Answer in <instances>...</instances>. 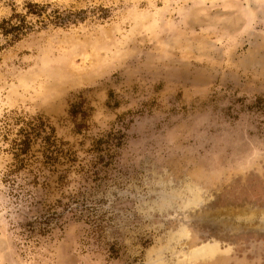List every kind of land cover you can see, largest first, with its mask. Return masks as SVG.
<instances>
[{
    "label": "rangeland",
    "instance_id": "rangeland-1",
    "mask_svg": "<svg viewBox=\"0 0 264 264\" xmlns=\"http://www.w3.org/2000/svg\"><path fill=\"white\" fill-rule=\"evenodd\" d=\"M0 264H264V0H0Z\"/></svg>",
    "mask_w": 264,
    "mask_h": 264
},
{
    "label": "trees",
    "instance_id": "trees-1",
    "mask_svg": "<svg viewBox=\"0 0 264 264\" xmlns=\"http://www.w3.org/2000/svg\"><path fill=\"white\" fill-rule=\"evenodd\" d=\"M44 6L38 3H29L27 14L15 13L12 18L8 20H4L2 23V30L5 35L13 34L17 39L20 34H25L31 29V25L27 21V15L34 14L37 16L43 15ZM16 20V21H14ZM36 122L38 123L37 127L34 125L33 120L27 123L28 129L22 128L21 134L22 137L20 139L14 140L13 150L15 154V158L17 163H19V167L17 169L22 168L27 163L25 162L26 155L29 153L32 147V140L35 139L36 136L40 134V132L45 131L47 123L41 117L36 118ZM45 142L48 146L53 145L52 137L48 134L44 137Z\"/></svg>",
    "mask_w": 264,
    "mask_h": 264
}]
</instances>
